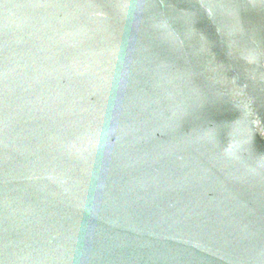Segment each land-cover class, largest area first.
I'll list each match as a JSON object with an SVG mask.
<instances>
[{"label":"water","instance_id":"water-1","mask_svg":"<svg viewBox=\"0 0 264 264\" xmlns=\"http://www.w3.org/2000/svg\"><path fill=\"white\" fill-rule=\"evenodd\" d=\"M0 264H264V0H0Z\"/></svg>","mask_w":264,"mask_h":264}]
</instances>
